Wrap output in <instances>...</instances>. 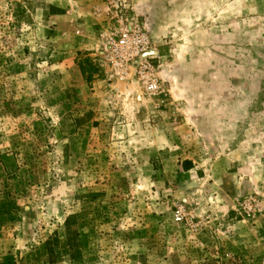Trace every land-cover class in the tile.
<instances>
[{"label": "rangeland", "instance_id": "rangeland-1", "mask_svg": "<svg viewBox=\"0 0 264 264\" xmlns=\"http://www.w3.org/2000/svg\"><path fill=\"white\" fill-rule=\"evenodd\" d=\"M122 13L155 93L102 49ZM10 150L0 264H264V0H0Z\"/></svg>", "mask_w": 264, "mask_h": 264}, {"label": "built area", "instance_id": "built-area-1", "mask_svg": "<svg viewBox=\"0 0 264 264\" xmlns=\"http://www.w3.org/2000/svg\"><path fill=\"white\" fill-rule=\"evenodd\" d=\"M124 15H117L118 24L111 22L100 29L102 49L114 75L124 80L134 76L146 93H155L159 83L149 35L139 21H130Z\"/></svg>", "mask_w": 264, "mask_h": 264}, {"label": "trees", "instance_id": "trees-1", "mask_svg": "<svg viewBox=\"0 0 264 264\" xmlns=\"http://www.w3.org/2000/svg\"><path fill=\"white\" fill-rule=\"evenodd\" d=\"M83 73H85V68L82 67ZM1 162L5 168V170L8 172L9 177H12L17 174L19 171V167L22 163H19L20 159L18 157V153L16 151L10 150L2 155H0ZM186 161L183 163V167L185 169H190L191 166H185ZM8 178H2L0 179V191L2 190V187L9 184ZM4 185V186H3ZM3 193V192H2Z\"/></svg>", "mask_w": 264, "mask_h": 264}]
</instances>
